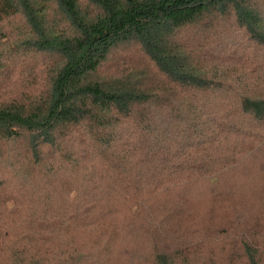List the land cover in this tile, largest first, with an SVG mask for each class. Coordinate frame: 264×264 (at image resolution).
I'll return each mask as SVG.
<instances>
[{
	"label": "trees",
	"instance_id": "trees-1",
	"mask_svg": "<svg viewBox=\"0 0 264 264\" xmlns=\"http://www.w3.org/2000/svg\"><path fill=\"white\" fill-rule=\"evenodd\" d=\"M259 154L264 0H0V264H264Z\"/></svg>",
	"mask_w": 264,
	"mask_h": 264
},
{
	"label": "rangeland",
	"instance_id": "rangeland-1",
	"mask_svg": "<svg viewBox=\"0 0 264 264\" xmlns=\"http://www.w3.org/2000/svg\"><path fill=\"white\" fill-rule=\"evenodd\" d=\"M125 56L134 55L137 53L136 50L132 48H127L123 50ZM121 51L117 52V55L114 59L118 58V54ZM231 177L238 178V184L236 192H240L238 194L239 201L245 202L246 210L242 213L243 219H256V220H264V154H259L258 157H254L253 160L247 161V163L241 165L238 169H235L234 175L231 173ZM230 177V178H231ZM237 194V193H236ZM206 197L202 195L196 200V206L201 207L206 202ZM246 226H243L245 228ZM259 228L256 230L257 233L254 235V240L257 242L258 246L264 250V224H260ZM204 243H197L192 251L194 250L195 253H190L189 257H194L195 262L197 261V257L200 256L206 251L208 248H212L214 253H224L225 250L223 247L218 244L219 242L216 241V238L210 236L207 238ZM253 239V238H252ZM123 247L125 250L128 251L127 255L120 254L116 256L115 264H136L138 262L141 263L142 260L145 259L147 253H149L151 243H123ZM113 246V245H111ZM114 251L117 250V247L114 246ZM2 255V256H1ZM3 258L2 251H0V258ZM264 259V256H262ZM3 262V261H0Z\"/></svg>",
	"mask_w": 264,
	"mask_h": 264
}]
</instances>
